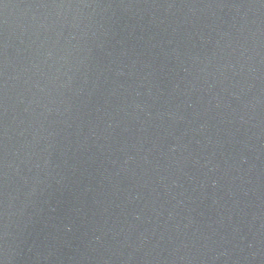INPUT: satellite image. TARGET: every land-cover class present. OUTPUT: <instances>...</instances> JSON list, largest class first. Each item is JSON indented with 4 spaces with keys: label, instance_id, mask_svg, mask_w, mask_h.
<instances>
[{
    "label": "water",
    "instance_id": "water-1",
    "mask_svg": "<svg viewBox=\"0 0 264 264\" xmlns=\"http://www.w3.org/2000/svg\"><path fill=\"white\" fill-rule=\"evenodd\" d=\"M0 264H264V0H0Z\"/></svg>",
    "mask_w": 264,
    "mask_h": 264
}]
</instances>
